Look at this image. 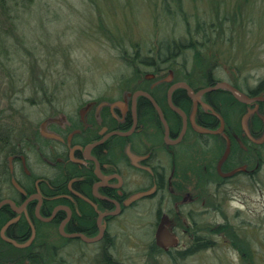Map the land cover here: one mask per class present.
Masks as SVG:
<instances>
[{
	"label": "rangeland",
	"instance_id": "374dc122",
	"mask_svg": "<svg viewBox=\"0 0 264 264\" xmlns=\"http://www.w3.org/2000/svg\"><path fill=\"white\" fill-rule=\"evenodd\" d=\"M48 1L50 6L43 12L44 16H38L35 12L33 16L25 19L26 25L22 26V34L32 46L40 45L42 39L49 47H55L52 50V56L46 54V51L38 56L31 55L20 46L25 56L22 55L14 63L5 60L4 63L10 75L20 76L14 79L21 78L25 80L24 83L22 85L15 83L12 87L11 79L3 71L0 72V107L7 108L10 102H14L15 107L24 112L25 120L19 123L26 128L24 134L29 136L25 140L30 148V169L41 175H49V172L45 166L39 165L36 155L33 154L32 144L37 140L35 136L39 137L43 122H56L59 129L66 127L70 123L68 122L70 118L74 121L80 120V111L88 104L93 105V112L91 116L86 114L85 120L93 118L96 123L101 121L98 113L103 107L119 109L120 112L125 111L126 106L116 102L122 101L127 95L128 89L121 80L131 79L132 74L128 67L129 56L134 55L136 49L140 48V58L151 56L154 61L158 38L166 29L162 25L157 26L153 20V17L158 14L159 0ZM183 2L193 21H196L198 17L208 20L207 13L213 15L214 8L218 6L215 0H183ZM236 2L238 5L243 0H236ZM125 3L130 9L124 7ZM223 3L229 5L232 0H223ZM239 9L245 12L244 15L252 23L245 21V25L239 24L237 29L235 26H225L227 30L225 38H218L214 49L209 52L210 56L212 54L215 56L212 59L215 65L213 64L214 68L212 67L210 77L213 81L227 83L233 89L237 90L235 86H240L247 91L254 89L264 80V0H248V3L245 6L241 4ZM104 22L112 26L114 32L108 31L109 33L105 35L98 24L104 25ZM114 33L122 34L132 40L124 45L127 52L114 42V39L118 40V35ZM107 35H110L112 40L107 38ZM131 43L135 45L134 49ZM187 61L185 62L181 57L177 58L176 63L180 65L187 63L188 69L192 71L193 62L190 52H188ZM197 71L196 75L203 74ZM35 72L51 74V84L60 86L61 90L54 102L56 108L53 105L39 104L41 96L35 93ZM195 74L193 75L194 83L197 87H201L199 78ZM169 75V71L164 74L167 77ZM135 85H137L136 81L131 82L132 88ZM208 88L210 87L200 88L199 91ZM4 94H7L8 100L2 98L1 95ZM191 95H194L193 91ZM236 97L239 101L247 102L246 99ZM55 109L61 112L54 118L51 116ZM203 109L205 110V107ZM232 130L234 131L233 128ZM147 133L150 136H147ZM147 133L141 136V140L145 144L153 145L170 171L174 163L165 152L164 146L158 141L157 128L152 126ZM58 148L61 146L59 145ZM180 151L184 154L188 152V149ZM201 154L204 153L201 152ZM245 156L253 159L250 163V172L259 166L258 176L246 179L238 177L232 181L231 185L220 188L217 193L214 192L213 186L201 183L207 188L203 190V196H207L205 199H208L207 205L203 206L202 203L199 205L196 201L194 194H199V189L194 179L186 189L191 193L187 194L184 191L178 196V193L169 190L164 197L159 194L154 199L142 200L131 210L133 213L129 212L131 217H120L118 225L111 227V231L118 233L119 237L115 251L116 258L124 264H264V146ZM117 157L119 158V155ZM207 157L211 159L213 155L208 154ZM119 163L126 176L125 184L129 193L148 187L149 183L146 182L142 172L134 169L130 171L125 161ZM183 163L184 159L178 161L177 166L182 168ZM8 165V159L5 162L1 158V171ZM126 180L131 181L127 183ZM215 194L216 198H214ZM216 199L223 205L222 213L213 212L216 205L213 201ZM161 200L164 201L162 209L165 212L171 211L173 217H181L192 210L200 212L201 218L198 223L202 226V236H207L208 227L214 229L218 224L228 222L231 231L236 232L241 238L240 241L248 243L252 248V252L249 251V259L244 258L242 252L232 245L231 237H225L224 234L215 233L212 230L210 250L199 251L194 256H186L176 262L166 256H160L158 262L149 261L146 257V248L153 236L149 224L155 221L156 211L160 207L158 203ZM208 210L211 211L208 212ZM176 224L179 225L180 221H176ZM57 238L52 237L51 243H58ZM98 261L100 258L97 256L96 246L86 244L77 249L68 248L64 257L65 264H98Z\"/></svg>",
	"mask_w": 264,
	"mask_h": 264
},
{
	"label": "trees",
	"instance_id": "16d2710c",
	"mask_svg": "<svg viewBox=\"0 0 264 264\" xmlns=\"http://www.w3.org/2000/svg\"><path fill=\"white\" fill-rule=\"evenodd\" d=\"M215 1L218 2L217 7L219 8H214L213 15H211V13H207L209 15L208 20L198 17L196 18V21H193V17L189 15L188 11L186 10L183 0H159L160 4L157 7L158 14L156 17H153V20L157 26L162 25L166 27V29L164 30L163 35H160L158 38L157 51L155 54L156 59L153 61L151 56H144V58H140V48L136 49L135 54L130 55V60H128V67L132 74L131 79L124 78L123 81L121 80V83L123 85L125 84L128 89L126 92L127 95L135 94L139 91L154 92V89L152 90L151 88L152 84L160 80L161 83L158 85L157 91L155 93L159 94L160 103L166 111V120L169 123H172L171 128L175 130L180 129L182 117L171 111L170 107L168 106L166 99L167 89H169L172 84L177 82L187 84L193 91H199L200 88H211L217 86L220 82L213 81L210 77V72L213 70L212 67L214 64L212 59H214L215 56L214 54L210 56L209 52L214 49L218 38H225V34L227 32L225 29L226 25L235 26L237 29L239 24L245 25V21L252 23L249 18L244 15L245 12L243 11V13L241 9H239V6H241V4L242 6H245L248 3V0H243V2L238 5L236 0H232V3L229 5L228 3H223V0ZM49 6L50 2L48 0H0V72L3 71V73H5L7 77L11 79L12 87L15 83H21L22 85L25 80H21V78L15 80V77L20 76L10 75L4 60L8 61L9 63H14L17 59L22 57L23 54L20 50V46H22L29 54L36 56L42 54L45 51L46 54L51 55L52 50L55 49V47H49L43 42L42 39L40 41V45L37 44V46H32L31 42L22 34V26L26 25L25 19L29 16H33L32 14L35 12L38 14V16H44L43 12H45ZM124 7L130 9L127 6V3L124 4ZM214 18L216 19L214 20ZM98 24L105 35L108 31L114 32L113 27L106 25L105 22L104 25H101V23ZM114 34L118 35V40L115 41L114 39V42L117 43L122 50L127 52L128 50L124 45H127L132 40L124 37L122 34ZM108 37L111 39L110 35H107V38ZM131 45L134 49L135 45L132 43ZM188 52L192 54V71L188 69L187 63H183L182 65L176 63L177 58L181 57L184 58L185 62H188ZM197 70L201 71L203 74H199V76L198 74L196 75L195 73H198ZM168 71L174 76V80L172 82L165 81L167 76H164V74ZM193 73L199 78L201 87H197L194 83L195 80L193 79ZM148 75H153L155 79H147ZM181 76H183V78H181ZM34 80H36L35 93L39 97L41 96V102L39 104L53 105L56 108L57 106H55L54 102L61 88L59 85L53 86L51 84V74H45V72H35ZM133 81H136L137 85L132 88L131 82ZM235 88H237L240 93H245L249 99L253 97H264V80L261 81L257 87L251 90H243L240 88V86H235ZM16 89L17 87L15 86V90ZM1 96L2 98L4 97V99L8 98L7 94ZM172 100L174 106L182 111L187 116V118L190 117L191 113H193L192 111L195 110L196 104L189 97L185 89H179L174 94ZM203 100L210 106V108L214 109V111L218 114V117L211 115L210 113H202L200 111L196 114V117H194V121H196L197 124L202 120H208L216 124V126L212 128L213 130H216L219 127V122L224 120L226 125H228L227 131L232 137L244 136V132L241 129V118L245 116L247 110L245 105L238 101V99L230 91L226 89H220L217 91L208 92L206 95H204ZM13 103L14 102H10L7 108L0 107V160L2 158L5 160V162L7 157L14 154H20L22 150H25V148L28 147V143L25 139H27L29 136L24 134L26 128L23 127V125L21 126L19 123L21 120H25L24 112L22 109L16 108ZM259 104L260 109L258 112L254 113L253 115L248 113L249 116L246 123L250 134L256 138L263 137L264 134V103ZM60 112L61 111L59 109H55L54 114L51 117H57ZM91 114L92 112L90 113V116ZM102 116L104 125H109L111 129H116V123L112 121L109 108L107 106L103 107ZM137 116L141 125V132L139 131V133L135 134V136H137L136 141H139V137L145 135L149 128L155 126L158 129V126L160 125L155 123V109L151 105L150 101L144 97H140L137 102ZM70 121L74 123L73 128L83 129V123L81 120L74 121L70 118ZM129 121H131V117ZM88 123L95 126L93 118L88 119ZM18 124L20 125L18 126ZM55 126L56 125H54V127ZM129 127L130 124L127 125V127L121 126L120 130L127 131ZM55 129L56 128H54V130ZM192 130L193 129L189 130L187 137H189L190 141L192 138H196V141L200 143V140L202 139L201 136ZM89 135L91 137H89L88 141L82 143L83 145L92 142L96 136L95 131L93 132L90 130ZM146 135L150 136L148 133ZM39 137H36V139H39L42 142V145L46 148L48 145H56L57 147L60 145V143L56 141H44ZM209 137L217 142L219 141L218 137ZM127 140L128 139L124 137H113L112 142H115V145L123 146ZM262 146H264V144L259 146L253 145L251 143L248 144L247 151H244V154L242 153L243 156L241 155L242 159L238 157L240 155L238 150L234 149L231 153L229 159L230 161L226 164V167L234 168L237 166V164H234L233 162L236 163L237 160H242V162L247 164L248 168H250V163L253 159H250L245 155L252 151L256 152L257 148H262ZM138 149L139 148H137V151ZM167 149L168 157L174 163L173 168H180L177 166V164L178 161L180 162L182 159H184V165L182 168H186L192 174L198 173L203 168L213 169L216 166L217 159H215L214 154L211 153L212 150L210 151L205 149V146H203L201 143L194 147L191 146V148L183 144L178 148L169 146ZM181 149H188V152L183 154L180 151ZM201 152L204 154H201ZM208 154L213 155V158H206ZM64 156V151L58 148L57 157L64 158ZM112 156L115 157L113 153ZM132 166L131 168H134V166ZM57 168L61 171L58 173L56 181L51 180L52 178L47 179V184L43 188L46 194V200L44 201L42 207L43 216L49 217L56 207H70L73 211V220L70 224L66 225V232L68 234L80 233L88 238H93L98 233V212H96L89 205L85 204L83 201H80V203L76 205H73L70 202L68 198L70 191L67 187V178L64 174L68 168H65L63 164H58ZM74 171H77V173L87 178H92L93 176L92 172L89 171L85 173V175L81 174L79 170ZM141 172L145 175V172ZM16 175V173L11 174L7 166H5L4 170L0 173V203L4 200L6 201V199H10L19 206L23 202L24 198H22L21 193H18L11 183V179ZM187 178L188 176L186 175L179 177V190L184 191L183 183H186L185 181ZM32 179L34 181V177H32ZM33 181L29 184V186H26L22 184L20 180H18L23 190L25 189L23 193L27 196H30L35 192V189L33 188ZM86 191L89 192L88 190ZM140 202H142V200H138L131 207H127L121 216L131 217L129 212L131 213V210L137 204H140ZM104 208L106 210L108 209V207ZM16 216L17 215H15L11 208L6 205V207H4V209L0 212V231L8 221ZM18 216L20 218L19 234H22L23 239L16 240V243L21 245L26 243L31 238V223L35 227V240L32 245L22 249L4 241L0 237V264H65L64 257L68 248L77 249L86 244H84L81 240L66 238L59 233V227L67 217V214L64 211L59 213L54 221L50 223L39 221L35 217V207L32 206L28 207L23 213L18 214ZM219 232H226V230L225 228L216 230V233ZM54 236L58 237L57 239L59 240H57L58 243L52 244L51 238ZM226 236L231 237L232 245L242 252L244 258L249 259V251L252 252V248L249 247L248 243H243L242 240L240 241L241 238L236 232L231 231L226 233ZM86 245L96 246L97 251L99 249L96 244ZM104 261L100 260L98 261V264H102ZM104 264H108L107 261H105ZM121 264L123 263L121 262Z\"/></svg>",
	"mask_w": 264,
	"mask_h": 264
},
{
	"label": "flooded vegetation",
	"instance_id": "af4514ba",
	"mask_svg": "<svg viewBox=\"0 0 264 264\" xmlns=\"http://www.w3.org/2000/svg\"><path fill=\"white\" fill-rule=\"evenodd\" d=\"M147 79L154 80L155 77L153 75H148ZM160 83L161 81L158 80L152 84L151 88L152 90L154 89V92H150V91L136 92V93H140V92L145 93L148 95V97L138 96L136 98V101L134 102L133 97L136 94L135 93V94L126 95V97L122 101L116 102L117 104L126 106V109L123 112L118 111L119 109L115 110L112 109V107L109 108V113L112 118V121L116 123V127H115L116 129H111L109 125H104L103 116H102L103 108L101 112L98 113L101 119L100 123L98 122L96 123V121L93 119L95 126H93V124L88 123V119L85 120V116L84 119H82L81 112L87 109L88 106H90V108L87 110L86 114H90L91 112H93L92 104H88L85 109L80 111V120L83 123L82 124L83 129L73 128L74 123L70 120H68V122H70L68 126L63 128L61 127L60 129L56 125V122H50V123L47 121L43 122L41 126L42 129L39 134L40 136L39 138L43 139L44 141L48 140V141H56L60 143L61 148L59 149H62L64 151L65 156L64 158L57 157L58 147L56 145H52V146L48 145V147L46 148L45 146L42 145V142L40 140L38 141V139L33 142L32 144L33 154L36 155L39 165H43L47 168L49 175H44V174L41 175V173L37 174L34 171L33 172L31 171L30 161H29V150H30L29 146L26 147L25 150H22L21 152L22 154L21 153L14 154L7 157L9 163L8 169L10 173L17 174L11 179V183L16 189V191H18V193H21L22 198H24V200L19 206L12 201L14 204V208L17 211H15L13 207L7 203V201H9L10 199H6V201L4 200L0 203V212L4 209V207H6V205H8L11 208V210L15 213V215H17L16 217H13L10 221H8L1 228L0 237L6 242H8L6 239H10L15 242H17L16 240L23 239L22 234H19L20 218L18 214L23 213L24 211H26L28 207L32 206L35 207V217L39 221H42L44 223H50L54 221V219L59 213H61L62 211L66 212L67 217L60 225L59 233L62 234L64 230L65 233L63 232V234L65 236L62 234L64 237L83 241L80 238L73 237V235H77V233L68 234L65 230L66 225L70 224L71 221L73 220V211L70 207L67 206L56 207L49 217H44L42 214V207L44 201L46 200L45 199L46 194L43 188L47 184L46 181L47 179L52 178L51 180L56 181L58 173L61 171L60 169L57 168L58 164L59 165L63 164L65 168H68L67 171L64 172V174L67 178V187L70 191V195L68 196L70 202L73 205H76L79 204L80 201H83L85 204L89 205L96 212H98L99 214L97 218L98 233L93 238L100 237V239L95 243H89V244H96L98 246L99 249L97 251V256L100 257L101 261L104 260L107 261L108 264H121V261L118 258H116V252H115L117 250L116 249L117 242H119L118 233L117 234L115 232L113 233L111 231V227L114 228V226L116 227V224L118 225V223L120 222V217H124L121 216L123 211L127 207H131L134 203H136V201L145 200V199H154L158 197L159 194L161 195V197H164V194L167 193L169 190L174 193H178L179 194L178 196H180L181 192L186 191L187 185L189 183H192V181L195 179L196 186L199 189V194H194V196L197 198L196 201L199 203V205L202 203L204 206L207 205L208 199H205L207 196L206 197L203 196V190L207 188L201 185V183L207 186L209 185L213 186L214 192L217 193L220 191L219 190L220 188L231 185L232 181H234L238 177H243V178L245 177L246 179L248 177L253 178L255 176H258V167L256 170L250 172L247 164L243 163L242 160L240 161L237 160L236 163L233 162L234 164H237V166L234 168H227L226 164L230 161L229 159L234 149L238 150V152L240 153L238 157L242 159L241 155L243 156L244 151H247L248 144L251 143L257 146H259V144H256L255 142L251 141L245 134L244 136L241 137H232L227 131L228 125H226L224 120L219 122V127L216 130L212 129L213 127L216 126V124L211 121L202 120L198 124L196 121H194V117H196V114L200 111L202 113H210L211 115H215L218 117V114L214 111V109L210 108V106L206 104L203 100L204 95H206L207 93L204 95H199L201 96V99H199V96H197V99L194 100L187 92L189 97L196 104V106H195V110L192 111L193 113H191L190 117L187 118V116L185 115L186 116V120H185L183 116L172 110L169 103V91L171 87L181 82L174 83L169 89H167L166 99L168 106L170 107L171 111L182 117V124L180 126V129L178 130L172 129L171 128L172 123H169L166 120V111L160 103L159 94L155 93ZM179 89H184V88H176L174 90L171 96L172 103H173L172 100L173 96ZM192 91L193 90L191 89V92ZM201 91H193V92L194 95H196ZM149 96L150 98H152L156 106L159 107L160 112L156 109L154 103L149 98ZM140 97H144L148 99L151 105L153 106V108L155 109L156 112L155 123L157 125H160L158 126L159 130L157 129L158 141L164 146V150L166 153L168 151L167 148H169V146L173 148H178L180 145L185 144V146L191 148V146L194 147L201 143L203 146H205V149H208L210 151L212 150L211 153L214 154V158L217 159L215 168L213 169L203 168L202 170H200L198 173L195 174L190 173V171L187 170L186 168H171L169 171L166 164H164L165 162L162 160V158H160L159 153L155 150L152 144H145L141 140V137H139V141H136L137 136H135V134L139 133L141 128V125L139 123V118L137 116V102ZM254 98H258V97H253L250 99H254ZM240 102L244 104L246 107L247 112L245 113V115L252 111L254 113L258 112V110L260 109L259 103H264V102L249 103L243 101ZM204 107L205 110L203 109ZM176 109L179 110L178 108ZM130 117H131V121H129ZM164 120L167 122L168 129L165 126ZM129 124L130 127L127 131L120 130L121 126L127 127V125ZM185 124H187L186 131L182 139L180 140V137L185 129ZM54 125L56 126L54 127ZM52 127L56 129L54 130V128ZM190 129H193L192 131H195V133L201 136L202 139L200 140V143L196 141V138H192L191 141L189 140L187 134ZM90 130L93 132L95 131L96 136L91 143L83 145L82 143L88 141L89 137H91L89 135ZM115 131L122 133L132 132L129 136L124 137L128 139L125 145L119 146V145H115V142H112L113 137H121V136L110 135ZM215 131H220L221 133L214 134ZM44 133L57 135L60 137V139L56 140V139L48 138L43 135ZM209 136L218 137L219 141L217 142L214 139H211ZM253 138L255 140L262 139V137L260 138L253 137ZM94 145H95L94 148L92 149L89 148ZM137 148H139L138 151ZM228 151H229L228 157L222 162L219 168L220 161ZM112 153L113 155H115V157L112 156ZM117 155H119V158L117 157ZM166 158L169 159L168 157ZM122 161L128 163V166L130 167V171L131 169H134L137 172L138 170L139 172L141 171L145 172V175L144 174L142 175L144 176L146 182L149 183L148 187L140 189L134 193H129L126 189V184H125L126 176L121 170V165L119 163ZM132 165L134 166V168H131ZM243 166L245 167L244 171H240L232 176H229V174L232 173L234 170L241 168ZM74 170H79L81 174L84 175L89 171L92 172L93 176L92 178H87L80 175L79 173H77V171ZM1 172L2 171L0 169V173ZM185 175L188 176V178L185 181L186 183L185 184L183 183L184 191L179 190L178 189V184L180 182L179 177ZM133 176L136 177L135 174H133ZM32 177H34V181ZM18 180H20V182L26 186H29V184L33 181V188L35 189L34 194L30 196L24 194L23 192L25 189L23 190ZM129 181L131 180H126L127 183H129ZM86 190H88L89 192H87ZM151 190H155V191L150 196L139 198L131 202L130 204H126L127 201L132 196L142 192H148ZM184 193L188 194L191 192L186 191ZM202 197L204 198L203 200ZM214 198H216V194ZM177 199L179 198L177 197ZM213 202L216 204L214 205L215 207L213 212L222 213L223 205L222 203H220L221 201L216 199ZM163 203L164 201L162 200L159 201L158 204L160 207H158L156 211L155 221L149 224L151 232L153 234L151 241H149V245L146 248V257L149 259V261L153 260L158 262L160 260L159 258L160 256L162 257L166 256L169 257V259H171L172 261L176 262L180 258L184 259L186 256L187 257L194 256L199 251L211 249L212 242L210 240L211 239L210 236L213 234L212 230H214L216 233V230L225 228L226 232H219L220 234H224L225 237H226V233L231 232V228L228 226V222L227 223L225 222L220 225L218 224L214 229L208 227L209 231H206L207 236H202L201 233L202 226L198 223L199 218H201V216L199 215L200 212H195V210H192V211H188V213L185 215H181V217H173L171 211L165 212L162 209ZM104 207H108V209L106 210ZM209 211L211 210H208V212ZM110 213H114V215L104 216ZM164 219H166L168 223V224L165 223V227L168 229L169 233L174 235L176 238L177 242L175 243V245L165 246L163 244L160 245L158 242V231ZM176 221H180V224L177 225ZM100 226L103 231L102 234H101ZM30 228L32 230L31 238L26 243L21 244L24 245L22 249H25L30 245H32V243L35 240V238L34 240H32L34 235L36 237L35 227L34 225H32V223ZM162 241H163L162 243H166V244L168 243L167 240L164 241L162 239ZM105 261L102 262V264H104Z\"/></svg>",
	"mask_w": 264,
	"mask_h": 264
},
{
	"label": "water",
	"instance_id": "95a60500",
	"mask_svg": "<svg viewBox=\"0 0 264 264\" xmlns=\"http://www.w3.org/2000/svg\"><path fill=\"white\" fill-rule=\"evenodd\" d=\"M173 77H174L173 74L170 73V75L166 78V81H167V82H171V81L173 80ZM176 88H184V89L189 93V95L191 96V98L194 99V100H196V99H197V96H199V95H204V94H206V93H208V92H211V91H215V90H217V89H223V88H224V89L230 91L231 93H233L235 96H237L236 94L241 95V96L244 97V99H246L247 102H249V103H250V102H264V98H261V97L254 98V99H249L246 95H244V94L240 93L239 91H236L235 89L231 88L227 83H221V84H219V85L216 86V87H211V88L205 89V90L201 91L200 93H198V94H196V95H193V96L191 95V89H190V87H189L187 84H185V83H178V84L173 85V86L171 87L170 91H169V103H170V107L172 108V110H174L175 112H177L178 114H180L181 116H183L185 120H186V116H185V114H184L183 112H180L179 110H177V109L174 107V105H173V103H172V101H171L172 93L174 92V90H175ZM138 96H146V97H148V95L145 94V93H141V92H140V93H136V94L134 95V97H133V98H134V99H133L134 102L136 101V98H137ZM149 98H150V96H149ZM150 99L152 100V98H150ZM152 102L154 103L153 100H152ZM154 105H155L156 109L160 112L159 107L156 106L155 103H154ZM135 107H136V105H135ZM89 108H90V106H88L87 109H85V110H83V111L81 112L82 119H84V116H85V114H86V112H87V110H88ZM253 113H254V112L252 111V112H250L249 114H253ZM249 114H246V115L242 118V121H241V128H242L244 134H245V135H246L251 141L255 142L256 144L262 145V144H264V134H263V137H262L261 140H255V139L252 137V135L250 134V131H249L248 127H247V124H246V123H247V119H248ZM161 117H162V116H161ZM162 118H163V117H162ZM164 123H165L166 128L168 129V125H167V122H166L165 120H164ZM186 127H187V124H185V129H184V132L182 133V135H181V137H180V140L182 139V137H183V135H184V133H185V131H186ZM131 133H132V132H129V133H122V132L115 131V132L111 133L110 135H111V136H121V137H126V136H129ZM220 133H221L220 131H215V132H214V134H220ZM43 135L46 136V137H48V138H52V139H56V140H59V139H60L59 136L54 135V134L44 133ZM94 147H95V145L92 146V147H89V148L92 149V148H94ZM228 154H229V151L224 155V157H223L222 160L220 161L219 168H220L222 162L228 157ZM244 170H245V167L243 166V167H241V168H238V169L234 170L232 173L229 174V176H232V175H234L235 173L240 172V171H244ZM154 191H155V190H151V191H148V192H142V193L136 194V195L132 196V197L127 201L126 204H130L131 202H133V201H135V200H137V199H139V198H143V197L150 196L151 194H153ZM7 203L10 204V205L13 207V209H14L15 211H17V210L14 208V204H13L12 201L9 200V201H7ZM109 215H114V213L106 214V215H104V216H109ZM165 223L168 224L166 219L163 220V223L161 224L160 229H159V231H158V242H159L160 245L163 244V245H165V246L175 245V243L177 242V241H176V238H175L174 235H172V234L169 233L168 229L165 227ZM100 230H101V234H102L103 231H102L101 226H100ZM61 232H62V229H61ZM62 234H63V232H62ZM63 235H64V234H63ZM64 236H65V235H64ZM68 237H69V236H68ZM73 237H75V238H80V239H82L84 242H87V243H95V242H97V241L100 239V237H96V238H92V239H87L86 237H84L83 235H80V234L73 235ZM34 238H35V235H34V237H33L32 240H34ZM162 239H163L164 241L167 240L168 243H167V244H166V243H162V242H163ZM6 240H7L9 243H11V244H13V245H15V246H17V247H19V248H23V247H24V245H19V244H17L15 241H12V240H10V239H6ZM32 240H31V241H32ZM31 241H30V243H31Z\"/></svg>",
	"mask_w": 264,
	"mask_h": 264
},
{
	"label": "bare ground",
	"instance_id": "6f19581e",
	"mask_svg": "<svg viewBox=\"0 0 264 264\" xmlns=\"http://www.w3.org/2000/svg\"><path fill=\"white\" fill-rule=\"evenodd\" d=\"M237 96L240 98V99H244V97H242L241 95L237 94Z\"/></svg>",
	"mask_w": 264,
	"mask_h": 264
}]
</instances>
